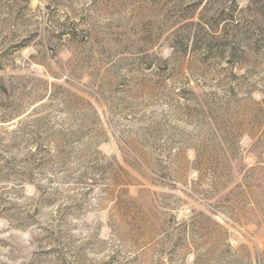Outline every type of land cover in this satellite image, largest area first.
Wrapping results in <instances>:
<instances>
[{
    "label": "rangeland",
    "instance_id": "1",
    "mask_svg": "<svg viewBox=\"0 0 264 264\" xmlns=\"http://www.w3.org/2000/svg\"><path fill=\"white\" fill-rule=\"evenodd\" d=\"M0 264H264V0H0Z\"/></svg>",
    "mask_w": 264,
    "mask_h": 264
},
{
    "label": "trees",
    "instance_id": "2",
    "mask_svg": "<svg viewBox=\"0 0 264 264\" xmlns=\"http://www.w3.org/2000/svg\"><path fill=\"white\" fill-rule=\"evenodd\" d=\"M197 24L201 25V29L194 30L195 32L193 35H191V33H189L188 37H186V40L185 39H183V41L181 40L180 41L181 44H182V42L184 43L183 46L186 45L190 39H192L193 43L195 45H198V46L199 45L201 46V44H203L204 41H207V38H206L207 33L205 31L206 30L205 27H209V26L207 24L206 25L204 24V26H203V24H201L200 22L199 23L197 22ZM212 29H214V28H212ZM212 29L210 28V30H212ZM31 112H33V110Z\"/></svg>",
    "mask_w": 264,
    "mask_h": 264
}]
</instances>
